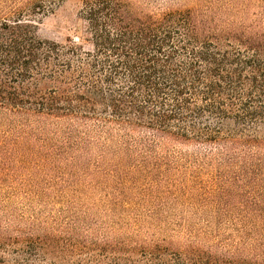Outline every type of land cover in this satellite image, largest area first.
<instances>
[{
	"label": "trees",
	"instance_id": "16d2710c",
	"mask_svg": "<svg viewBox=\"0 0 264 264\" xmlns=\"http://www.w3.org/2000/svg\"><path fill=\"white\" fill-rule=\"evenodd\" d=\"M149 2L83 0L84 29L64 41L28 18L42 0L0 14V198L27 210L0 243L59 241L101 264H264V0ZM32 169L86 183L5 188L37 186Z\"/></svg>",
	"mask_w": 264,
	"mask_h": 264
},
{
	"label": "rangeland",
	"instance_id": "374dc122",
	"mask_svg": "<svg viewBox=\"0 0 264 264\" xmlns=\"http://www.w3.org/2000/svg\"><path fill=\"white\" fill-rule=\"evenodd\" d=\"M33 1L39 0H0V14L2 11H8L13 5L19 3H27L29 7ZM150 1L147 8L152 9H165L169 6L175 5L180 0H148ZM44 8L40 10H34L28 18L35 20L38 23V34L43 38H49L57 41H64L68 36H75L78 32L84 29V21L81 15V9L83 6V0H42ZM1 8H3L1 10ZM4 15V14H3ZM4 127L2 128V130ZM97 150V149H96ZM181 150L186 157H190L192 154L197 152L204 153L208 149L202 147H196L195 145L183 146ZM185 164H188L186 159H183ZM13 161H10V165ZM61 166V165H59ZM7 169L8 172H16L19 178L16 180L20 181L21 177L28 175L26 168H20L14 170L11 168ZM61 171H68L67 177H72L69 169H62ZM34 178L38 181L37 186L31 183L15 184L13 187H5L8 189H14L15 191H24L29 188L35 187L37 191L46 190L49 191H61L67 192L72 188L80 187L84 189L85 179L83 177L78 181L72 178L70 181H58L57 171H50L48 169L39 173L38 170H33ZM44 179V180H43ZM47 179V182L45 181ZM70 183L73 185L70 186ZM87 185V184H86ZM35 189V191H36ZM81 189H79L81 191ZM19 200V201H18ZM56 205L55 203H52ZM60 206L46 208V216L53 217ZM27 214L25 209V203L18 196L10 198V200L3 202L0 198V236L5 231L13 232L12 225H8L9 220L16 218L20 219L19 214ZM63 219H60L61 221ZM22 229L27 228V221L23 220L20 222ZM12 237H8L5 243H0V264H101V255H97L95 252L89 249L81 250L80 246H76L74 250L61 249L59 241H51L50 243H39L37 240H28L23 242L11 243L9 242ZM35 240V241H34ZM79 249V250H78Z\"/></svg>",
	"mask_w": 264,
	"mask_h": 264
}]
</instances>
